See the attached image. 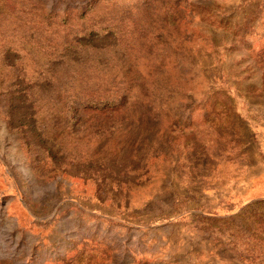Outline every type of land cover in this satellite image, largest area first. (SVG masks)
Returning <instances> with one entry per match:
<instances>
[{"label":"rangeland","instance_id":"obj_1","mask_svg":"<svg viewBox=\"0 0 264 264\" xmlns=\"http://www.w3.org/2000/svg\"><path fill=\"white\" fill-rule=\"evenodd\" d=\"M0 264H264V0H0Z\"/></svg>","mask_w":264,"mask_h":264}]
</instances>
